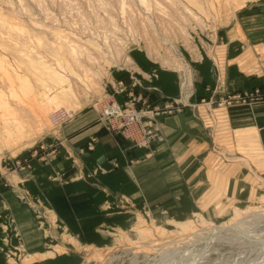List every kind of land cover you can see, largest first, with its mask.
<instances>
[{"label": "rangeland", "instance_id": "rangeland-1", "mask_svg": "<svg viewBox=\"0 0 264 264\" xmlns=\"http://www.w3.org/2000/svg\"><path fill=\"white\" fill-rule=\"evenodd\" d=\"M229 69L255 82L229 91ZM263 100L264 0H0V264H155L144 241L177 236L178 222L264 209L263 131L232 119ZM16 120L23 135H7ZM103 133L117 152L86 171ZM154 157L159 177L136 191L102 177ZM59 161L52 197L16 175ZM211 247L200 264H234L231 245ZM255 253L243 264H264Z\"/></svg>", "mask_w": 264, "mask_h": 264}, {"label": "bare ground", "instance_id": "bare-ground-1", "mask_svg": "<svg viewBox=\"0 0 264 264\" xmlns=\"http://www.w3.org/2000/svg\"><path fill=\"white\" fill-rule=\"evenodd\" d=\"M20 81H21L20 83L21 88L25 90L28 86L25 87L26 84H24L22 80ZM12 93L14 95L15 91H13ZM20 101L22 100L20 99ZM23 103L24 102L22 101V104ZM0 105L2 106L1 103ZM9 110L7 109V111ZM4 112L6 117L9 116L7 115L6 111H3L1 113ZM8 118H11V116H9ZM5 130L8 133L7 135H10L11 133H15L21 136L23 135L21 126L18 121L14 123L12 128L6 127ZM4 133L6 132L4 131ZM178 223L181 224V227L179 226L180 228H178L179 232L177 231L178 232L177 236L165 239L163 241H156V242H150V240L144 241L145 242V244L143 245L144 249L142 250L146 253L147 252L149 253V251H153L155 254L156 253L158 254L157 256H159L158 258H156L157 260H155V264H200L201 262L206 260L209 254L212 252L213 248L211 246H213L214 243H221V242L222 243L225 242L231 245V248L233 247V249L230 252H227V254L229 253V257L233 260L232 262L234 264H241V263L243 264L242 261H245L246 259H247L246 262L249 263L250 261H253V257H254L252 254L253 252L255 251L256 253L257 251L261 252L262 249L264 251V209H258V208L256 209L250 206V208L248 209H243L240 211L235 210L230 218L218 224L212 222L208 223V221H203L200 226L194 227V225L191 223V220H186ZM133 228L142 239H148L149 237L156 238V236L161 237V234H158L160 231L151 229L149 227H144L142 225H137V226L134 225ZM215 250H216V254L220 252L218 251L217 248H215ZM258 253L257 255H259ZM218 254L222 256L225 255L226 253L220 252ZM238 255H240V257L242 256V258H239ZM144 256L146 257L147 255ZM101 261L102 263L105 262V260L101 258L97 261L96 264H100ZM132 261L133 264H136L138 262L136 259ZM226 261L228 262V259H226Z\"/></svg>", "mask_w": 264, "mask_h": 264}, {"label": "crops", "instance_id": "crops-1", "mask_svg": "<svg viewBox=\"0 0 264 264\" xmlns=\"http://www.w3.org/2000/svg\"><path fill=\"white\" fill-rule=\"evenodd\" d=\"M232 69H229L227 71V85L226 88L231 89V91H239L251 88L252 84L255 82L254 78L253 80L249 75H245L243 73H234L231 71ZM256 79V78H255ZM255 115L252 117L245 108H240L238 110H235V112H232V119L240 124L243 127H248L252 124H255L258 126L259 130L263 131L264 134V100L259 101L255 105ZM173 117V116H170ZM80 121H83V119H80ZM98 125H92L90 127H87L83 130L77 131L75 133H69L66 137L67 143L76 146L80 143H82L87 137L94 131L98 129ZM99 142L97 144V147L95 150H93L86 158V161H88V165H86L85 170L90 171L92 167L95 166V163L103 165L104 167H109L110 164L105 162V159H111L107 157H112L111 152H117V145L114 141V139L109 134H101L99 138ZM158 147V146H157ZM156 147V150L159 153H164V156L162 159H171L170 155L165 154V152L168 150V146L163 147ZM158 156V155H156ZM116 159V158H115ZM155 157L152 159H146L138 162L137 164L133 165L130 170H122V167L120 168H114L113 172L109 175H103L102 177L105 179L106 177H111L113 184L117 187L113 186L112 191H120L121 187L129 186V189L133 191H136V187L138 184V181L140 183L145 184L146 182H149L150 180L154 178H158L160 172L158 170V167L155 165ZM61 166H63V161H59L56 163V166L53 165H46L42 162H38L35 164L33 171H23L19 172L16 171V175L19 177V181H24L25 183H29L28 185H31L33 187V191L38 192L39 190L44 191V193L48 196H55L59 191L60 188L59 185H57V182L53 181L52 179L55 178V174L53 173V169L56 167L58 170H60ZM90 167V169L88 168ZM149 167V168H148ZM162 166H160L161 168ZM152 169L153 174L150 176V179H145L144 173L146 170ZM156 171V172H155ZM158 172V174H157ZM141 174V176H140ZM52 178V179H51ZM50 179V180H49ZM165 181V179H161ZM158 183H160L159 180H157ZM166 182V181H165ZM55 184V185H54ZM63 188V187H62ZM12 204H16L15 199L12 200ZM17 210L16 213L19 216L23 215L22 210L20 207H15ZM27 215V214H25ZM22 223H27V221H23L21 219Z\"/></svg>", "mask_w": 264, "mask_h": 264}, {"label": "built area", "instance_id": "built-area-1", "mask_svg": "<svg viewBox=\"0 0 264 264\" xmlns=\"http://www.w3.org/2000/svg\"><path fill=\"white\" fill-rule=\"evenodd\" d=\"M119 111H121V110H120V107H118V106H115V105L111 107V112H115V113H117V114H118V113H119Z\"/></svg>", "mask_w": 264, "mask_h": 264}]
</instances>
